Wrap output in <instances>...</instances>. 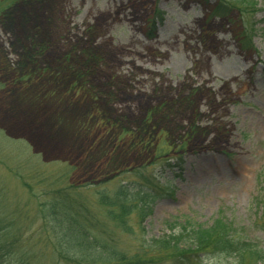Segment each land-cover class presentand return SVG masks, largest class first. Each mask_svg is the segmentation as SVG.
I'll return each mask as SVG.
<instances>
[{"label": "rangeland", "instance_id": "374dc122", "mask_svg": "<svg viewBox=\"0 0 264 264\" xmlns=\"http://www.w3.org/2000/svg\"><path fill=\"white\" fill-rule=\"evenodd\" d=\"M221 1L232 0H0V206L36 215L19 175L98 186L92 203L101 184L139 172L162 188L140 228L129 219L123 249L161 238L174 218L208 227L222 209L264 251L252 203L264 170V0L227 17L213 13ZM181 145L174 167L153 160Z\"/></svg>", "mask_w": 264, "mask_h": 264}, {"label": "trees", "instance_id": "16d2710c", "mask_svg": "<svg viewBox=\"0 0 264 264\" xmlns=\"http://www.w3.org/2000/svg\"><path fill=\"white\" fill-rule=\"evenodd\" d=\"M243 2L246 0L221 1L213 13L227 17L237 9L242 16ZM241 36L243 46H249L250 35L243 32ZM182 146L159 149L153 160L160 168L170 169L182 160ZM40 174L26 176L28 181L18 176L23 191L38 200L35 216H29L27 204L1 202L0 264H199L217 258L227 259L229 264L264 261V251L246 238L244 228L222 218V209L208 227L188 217L174 218L166 223L167 234L161 238L141 237L133 250H125L119 237L133 236L129 219L135 215L140 228L159 198L162 186L154 177L137 172L139 180L122 181L114 188L108 186V180L91 203L87 190L98 186L61 185ZM257 187L259 192L252 201L257 211L253 226L264 232V170ZM3 195L1 190V201Z\"/></svg>", "mask_w": 264, "mask_h": 264}]
</instances>
